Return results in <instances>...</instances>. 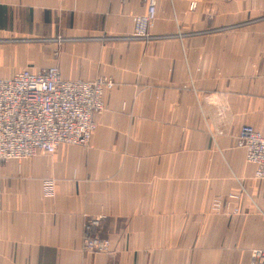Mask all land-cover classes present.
Segmentation results:
<instances>
[{"label": "crops", "instance_id": "1", "mask_svg": "<svg viewBox=\"0 0 264 264\" xmlns=\"http://www.w3.org/2000/svg\"><path fill=\"white\" fill-rule=\"evenodd\" d=\"M145 11L0 0L1 76L56 64L67 80L114 82L87 145L0 160V264H248L264 248V181L236 146L243 124L264 134V53L251 54L264 22H250L264 0H156L163 36L147 44L131 38ZM99 213L111 244L95 253L82 240Z\"/></svg>", "mask_w": 264, "mask_h": 264}, {"label": "built area", "instance_id": "2", "mask_svg": "<svg viewBox=\"0 0 264 264\" xmlns=\"http://www.w3.org/2000/svg\"><path fill=\"white\" fill-rule=\"evenodd\" d=\"M146 11L134 17L131 38L148 42L156 18V0H141ZM58 46L61 37L53 39ZM56 57L58 49L52 52ZM112 87L105 76L64 79L56 64L33 70L22 67L11 76L0 75V160H20L37 153L51 154L60 143L87 145L95 122L93 114L103 109L104 90ZM261 109L264 111V99ZM236 146L245 162L254 166V177L264 181V134L250 124L240 126ZM228 194L226 199H237ZM229 201L214 197L212 209L229 208ZM237 211L236 208L233 209ZM104 214L91 215L84 226L82 248L102 253L111 240L101 229ZM248 264H264V248L252 249Z\"/></svg>", "mask_w": 264, "mask_h": 264}, {"label": "rangeland", "instance_id": "3", "mask_svg": "<svg viewBox=\"0 0 264 264\" xmlns=\"http://www.w3.org/2000/svg\"><path fill=\"white\" fill-rule=\"evenodd\" d=\"M258 21H262V22H264V15L262 16V17H260V18H254V19H251L250 20V22H251V24L252 23H255V22H258ZM154 25V24H153ZM153 25L151 26V28L153 27ZM151 28H150V30H151ZM149 30V35L152 37V39L151 40H149L148 42H145L144 40H142V39H135V38H133L134 40H138V41H141V42H143L144 44H147V43H149V42H151L152 40L154 41V40H157V39H159V38H161L163 35H155V34H152L151 33V31ZM258 35L255 33V39H252L251 38V42H255L256 40H257V37ZM61 42V41H60ZM60 44V43H59ZM58 44V45H59ZM257 52H260V53H264V50H255V49H251V54H255V53H257ZM252 56V55H251ZM264 58V57H263ZM111 80V79H110ZM112 81V80H111ZM113 86H114V82L112 81V87L111 88H113ZM111 88H108V89H106V90H104V93L107 91V90H109V89H111ZM104 93H103V97H104ZM103 101H104V98H103ZM103 105H104V103H103ZM103 109H104V106H103ZM102 109V110H103ZM101 110V111H102ZM94 115L95 114H93V116H92V118H93V120H94ZM95 122V121H94ZM95 128H96V123H95ZM95 128H94V130H95ZM93 130V131H94ZM92 136V135H91ZM91 139V138H90ZM90 141V140H89ZM89 143V142H88ZM87 143V144H88ZM217 196H219V198H223L224 200H226V201H229V202H226V203H230L231 201H234V199H226L227 198V196L226 195H222V194H219V195H217ZM212 203V202H211ZM234 208H236L237 209V211L236 212H234L233 211V209ZM230 212H232V213H234V214H236V213H238L239 212V209H238V207L237 206H234V207H232V209L231 210H229ZM212 212L214 213V212H218V213H220V212H227L228 213V211H227V208H224V209H219V210H214V209H212ZM251 251H252V249H251ZM251 251H250V253H251Z\"/></svg>", "mask_w": 264, "mask_h": 264}]
</instances>
